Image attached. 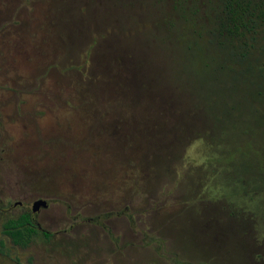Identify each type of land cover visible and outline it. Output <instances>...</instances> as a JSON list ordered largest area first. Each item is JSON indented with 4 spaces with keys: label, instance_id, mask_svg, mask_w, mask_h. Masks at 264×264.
Returning a JSON list of instances; mask_svg holds the SVG:
<instances>
[{
    "label": "rangeland",
    "instance_id": "1",
    "mask_svg": "<svg viewBox=\"0 0 264 264\" xmlns=\"http://www.w3.org/2000/svg\"><path fill=\"white\" fill-rule=\"evenodd\" d=\"M166 5L0 0V264H264V105Z\"/></svg>",
    "mask_w": 264,
    "mask_h": 264
},
{
    "label": "trees",
    "instance_id": "2",
    "mask_svg": "<svg viewBox=\"0 0 264 264\" xmlns=\"http://www.w3.org/2000/svg\"><path fill=\"white\" fill-rule=\"evenodd\" d=\"M165 3L166 13L174 18L173 31L180 37L194 35V39L202 42L197 49L214 48L225 75L229 74L234 82L246 83L250 90L246 93L264 105V63L254 55L258 28L264 25V0H165ZM191 42L194 44L196 40ZM237 164L236 174L240 171L247 177L245 181H249L253 173L251 162L244 160ZM1 227L11 243L20 247L39 233L47 235L32 221L31 210L23 208L14 217L4 219Z\"/></svg>",
    "mask_w": 264,
    "mask_h": 264
},
{
    "label": "water",
    "instance_id": "3",
    "mask_svg": "<svg viewBox=\"0 0 264 264\" xmlns=\"http://www.w3.org/2000/svg\"><path fill=\"white\" fill-rule=\"evenodd\" d=\"M38 206L45 207V201L41 199L34 200L31 204V212L38 208Z\"/></svg>",
    "mask_w": 264,
    "mask_h": 264
}]
</instances>
